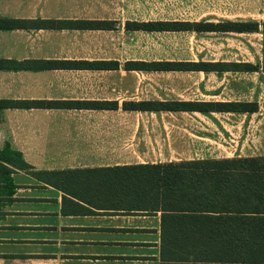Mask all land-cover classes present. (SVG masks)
<instances>
[{
	"label": "crops",
	"instance_id": "0c3cea01",
	"mask_svg": "<svg viewBox=\"0 0 264 264\" xmlns=\"http://www.w3.org/2000/svg\"><path fill=\"white\" fill-rule=\"evenodd\" d=\"M5 21L12 27L0 28V101L13 105L0 111V150L9 145L32 168L6 165L14 186L0 173V264H169L162 244L174 236L171 213L120 195L107 170L201 160L173 155L176 142L208 139L188 125L177 134L163 123L169 117L243 116L254 124L249 140L264 146V0H0ZM242 23L259 30L207 28ZM140 102L259 110H124Z\"/></svg>",
	"mask_w": 264,
	"mask_h": 264
},
{
	"label": "trees",
	"instance_id": "16d2710c",
	"mask_svg": "<svg viewBox=\"0 0 264 264\" xmlns=\"http://www.w3.org/2000/svg\"><path fill=\"white\" fill-rule=\"evenodd\" d=\"M10 23L5 21L0 24V28H11ZM44 25L47 26V23ZM92 25L105 27L109 24ZM169 26L175 29H198L197 25L190 24L132 25L133 28L145 30H163ZM261 26L264 38V23ZM207 28L258 31L259 24ZM125 67L126 70L149 69L136 63H128ZM85 68L109 67L90 64ZM197 68L203 70L215 67ZM251 69L259 70V67ZM156 70L190 69L159 67ZM12 105L9 101H0V111ZM117 106L97 104L95 107L103 109ZM124 110L254 113L259 107L257 103L140 102L124 103ZM6 165L19 170L32 168L24 162L22 154L9 145L0 150V173L9 185L14 186L10 177L12 170ZM107 171L112 172L115 179L113 189L123 197L127 195L136 199L137 196V204L155 202L163 211L171 213L169 217L175 223L174 236L162 244L163 258L169 264H264V156L194 160Z\"/></svg>",
	"mask_w": 264,
	"mask_h": 264
},
{
	"label": "rangeland",
	"instance_id": "374dc122",
	"mask_svg": "<svg viewBox=\"0 0 264 264\" xmlns=\"http://www.w3.org/2000/svg\"><path fill=\"white\" fill-rule=\"evenodd\" d=\"M244 2L241 3L240 6L242 12L246 6V2ZM137 119L139 120L140 118L138 117L134 119V121L136 122ZM162 120L164 124L170 122L174 123L176 125L174 131H177V134L181 133L187 135L183 130V127L188 125V132L192 136L193 134L196 136L203 134L205 137L204 139H208L199 140L198 138L189 135V137H192L189 142L190 145H188V143L184 144L185 142H182L180 145L179 142H176V144H178V147L176 148L177 153L173 154L176 158L206 160L215 157H228L226 159H232L236 157V155L246 157L264 154V146H256L257 142L249 140V138L254 137V134L252 133L254 131V124H250L249 119L243 116L221 114L209 117L185 116L184 118L177 120L169 117L166 121L164 119ZM178 122H180L181 125H179ZM170 129H172V127H170ZM172 134L173 130L169 132L170 138L172 137Z\"/></svg>",
	"mask_w": 264,
	"mask_h": 264
}]
</instances>
